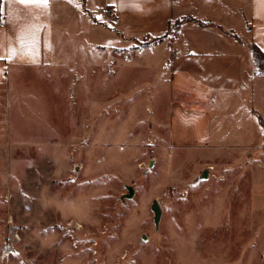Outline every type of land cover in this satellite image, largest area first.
<instances>
[{
    "label": "rangeland",
    "instance_id": "374dc122",
    "mask_svg": "<svg viewBox=\"0 0 264 264\" xmlns=\"http://www.w3.org/2000/svg\"><path fill=\"white\" fill-rule=\"evenodd\" d=\"M149 40L98 47L94 73L38 79L43 124H30L25 104L13 110L17 142L0 157V264H264L253 160L204 175L194 153L169 145L166 89L142 62ZM83 54L65 47L62 57ZM36 135L59 142L53 158Z\"/></svg>",
    "mask_w": 264,
    "mask_h": 264
},
{
    "label": "crops",
    "instance_id": "0c3cea01",
    "mask_svg": "<svg viewBox=\"0 0 264 264\" xmlns=\"http://www.w3.org/2000/svg\"><path fill=\"white\" fill-rule=\"evenodd\" d=\"M156 37L161 40L152 42ZM146 38L142 62L166 89L169 145L194 153L196 171L237 166L249 157L250 206L264 210V76L254 75L252 56V45L264 52V0H49L46 8L4 3L0 157L17 142L13 110L25 104L30 124L44 123L38 79L94 73L98 47ZM65 47L83 48L84 56L66 62ZM31 142L47 159L58 152L59 142L39 135Z\"/></svg>",
    "mask_w": 264,
    "mask_h": 264
},
{
    "label": "trees",
    "instance_id": "16d2710c",
    "mask_svg": "<svg viewBox=\"0 0 264 264\" xmlns=\"http://www.w3.org/2000/svg\"><path fill=\"white\" fill-rule=\"evenodd\" d=\"M1 1V0H0ZM178 22L173 24V33L177 32ZM161 40V37H156L152 40V42H158ZM148 45V43L144 44V46ZM252 56L254 61V75L256 76H264V52L260 50L256 45H252Z\"/></svg>",
    "mask_w": 264,
    "mask_h": 264
},
{
    "label": "snow or ice",
    "instance_id": "6c2138e0",
    "mask_svg": "<svg viewBox=\"0 0 264 264\" xmlns=\"http://www.w3.org/2000/svg\"><path fill=\"white\" fill-rule=\"evenodd\" d=\"M69 2L71 3L72 0H69ZM144 2L146 3L147 0H144ZM4 3H13V4H20V5H37V6H42L44 8L47 7V5L49 4V0H3V2H0V17H2L3 12H4ZM97 20L100 19V17H96ZM15 53H13L14 55ZM6 57L4 56H0V60L5 59ZM7 58H11V57H7Z\"/></svg>",
    "mask_w": 264,
    "mask_h": 264
},
{
    "label": "water",
    "instance_id": "95a60500",
    "mask_svg": "<svg viewBox=\"0 0 264 264\" xmlns=\"http://www.w3.org/2000/svg\"><path fill=\"white\" fill-rule=\"evenodd\" d=\"M203 174L205 175L206 171H204ZM127 190H128V193L126 194V197H130L132 195L133 189L130 186H127ZM151 209L154 212V219L157 222L160 217V207L156 200L152 202Z\"/></svg>",
    "mask_w": 264,
    "mask_h": 264
},
{
    "label": "built area",
    "instance_id": "2783aa9c",
    "mask_svg": "<svg viewBox=\"0 0 264 264\" xmlns=\"http://www.w3.org/2000/svg\"><path fill=\"white\" fill-rule=\"evenodd\" d=\"M73 169H74L75 171H77V169H79V166H77V165H73Z\"/></svg>",
    "mask_w": 264,
    "mask_h": 264
}]
</instances>
